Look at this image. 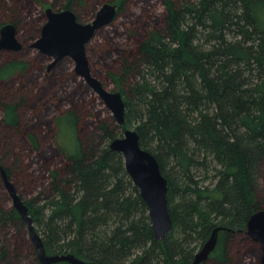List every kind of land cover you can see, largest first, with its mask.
<instances>
[{"label": "trees", "instance_id": "obj_1", "mask_svg": "<svg viewBox=\"0 0 264 264\" xmlns=\"http://www.w3.org/2000/svg\"><path fill=\"white\" fill-rule=\"evenodd\" d=\"M107 2L127 16L117 31L127 42L101 51L91 41L87 52L92 73L124 96L123 125L96 104L72 59L49 70L40 52L0 53V164L47 252L100 264H191L221 225L202 264H262L246 229L264 209V0H154L162 11L152 0H0V29L13 23L27 45L46 8L71 9L83 22ZM130 124L169 180L173 227L162 241L123 154L110 148ZM210 169L214 180L201 183L198 173ZM8 201L0 175V264H41Z\"/></svg>", "mask_w": 264, "mask_h": 264}, {"label": "water", "instance_id": "obj_2", "mask_svg": "<svg viewBox=\"0 0 264 264\" xmlns=\"http://www.w3.org/2000/svg\"><path fill=\"white\" fill-rule=\"evenodd\" d=\"M119 5L107 2L97 11L91 22H82L71 9L56 10L46 8L47 21L40 37L31 48L40 50L51 58L48 69L51 70L59 61L69 57L75 63V72L83 78L93 91L101 98L105 106L112 112L117 123L126 122V102L120 90H109L91 70L87 54V44L93 40L96 32L110 25L118 16ZM22 43L17 37V27L13 23L0 29V51L21 50ZM110 148L121 152L125 159L126 169L149 208L154 236L164 240L172 230L173 219L169 208V180L163 174L158 158L151 151L143 148L140 134L136 128H127L123 136L116 137L110 142ZM0 175L5 188L11 197L13 206L18 210L28 226L30 238L37 249L41 264H100L96 261L82 259L73 253L49 254L46 250L42 235L37 231L30 208L20 196L7 170L0 164ZM224 226L213 229L210 237L197 251L191 264H202L216 249L220 232ZM247 234L258 241L263 249L261 263L264 264V209L254 212L247 222Z\"/></svg>", "mask_w": 264, "mask_h": 264}, {"label": "rangeland", "instance_id": "obj_3", "mask_svg": "<svg viewBox=\"0 0 264 264\" xmlns=\"http://www.w3.org/2000/svg\"><path fill=\"white\" fill-rule=\"evenodd\" d=\"M139 1V0H138ZM153 4H155L154 3V0H152V3L150 4L151 6H153ZM156 5V4H155ZM101 6L102 5H99L98 6V8H97V11L101 8ZM134 8H137V6H134ZM133 8V9H134ZM156 9L158 10V11H162L163 10V6L161 5V4H157L156 5ZM57 10V9H56ZM139 10V9H138ZM44 16H45V19H44V21H42L43 23H42V28H43V26H44V24L46 23V21H47V16H46V12H44ZM96 16V15H95ZM95 17H89V18H86V20H84L83 22H91L93 19H94ZM126 20H127V16L126 17H124V16H119V17H117L110 25H108V26H106V27H104V28H102V29H100V30H102V34L100 33L96 38L94 37L93 38V42H92V49L93 48H98V47H101V51L103 50L102 48L104 47V45H106V44H108V43H110V42H112L113 44H115V43H117V41H122V42H120L121 43V45H124L125 44V42H127V38L125 37H121V36H119V33L117 32L120 28H122L124 25H125V23H126ZM42 28H41V30H42ZM99 30V31H100ZM41 33H39V35H40ZM17 37H18V39L20 40V42L22 43V45H23V48L22 49H24V48H26L30 53H28V55H30V56H32V57H37V56H35L36 55V52H40V53H42V54H45V53H43V52H41L40 50H38V49H35V48H31L30 47V45L37 39H34L33 41H31V42H29L27 45H24V43L21 41V39L19 38V35H18V32H17ZM40 37V36H39ZM38 37V38H39ZM114 41V42H113ZM116 41V42H115ZM111 43V44H112ZM116 45H118V44H116ZM21 49V50H22ZM9 51H13V52H16V51H19V50H1L0 51V53H5V52H9ZM87 54H88V52H87ZM45 55H47V54H45ZM48 56V55H47ZM90 58H91V53H90ZM49 57V56H48ZM69 58V57H68ZM89 58V57H88ZM90 58H89V61H90V67H91V60H90ZM65 59V58H64ZM69 59H71V58H69ZM51 62V61H50ZM60 62V61H59ZM73 63H74V61H73ZM67 65H69V66H71V64H67ZM74 71H75V63H74ZM92 70V69H91ZM79 76V75H78ZM80 77V76H79ZM86 82V81H85ZM87 83V82H86ZM88 84V83H87ZM104 84V83H103ZM105 86L109 89V90H116L115 89V86H114V84L113 83H107V84H105ZM93 90V89H92ZM96 94V93H95ZM97 95V94H96ZM98 96V95H97ZM89 97H92V96H89ZM95 97V96H94ZM100 98V97H99ZM96 100H97V102H96V104L100 107L101 105L99 104V100H101V98L100 99H97V97H96ZM102 101V100H101ZM97 106V107H98ZM103 107H105V108H107L106 106H105V104L103 105ZM108 109V108H107ZM109 110V109H108ZM109 113H110V115H112V112L109 110L108 111ZM107 112V110H106V112L104 113V115H106V116H108V113ZM113 116V115H112ZM114 117V116H113ZM117 122V121H116ZM127 128H135V124H130V125H128L127 126ZM198 177H199V180H201V183H204V184H209V183H211L213 180H214V176H215V172L213 171V169H210L209 171H203V170H200V172L198 173ZM25 196H28V195H25ZM6 205L9 207V206H11L12 205V202H6ZM30 236V235H29Z\"/></svg>", "mask_w": 264, "mask_h": 264}]
</instances>
